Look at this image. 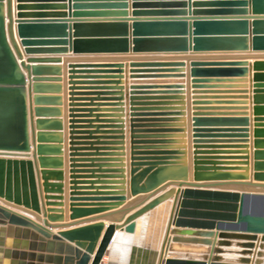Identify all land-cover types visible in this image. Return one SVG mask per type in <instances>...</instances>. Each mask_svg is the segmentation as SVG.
I'll list each match as a JSON object with an SVG mask.
<instances>
[{
  "label": "water",
  "instance_id": "95a60500",
  "mask_svg": "<svg viewBox=\"0 0 264 264\" xmlns=\"http://www.w3.org/2000/svg\"><path fill=\"white\" fill-rule=\"evenodd\" d=\"M56 1L58 0H32L31 2L51 3ZM83 1L85 0H68V16L74 18L109 16L114 19L78 20L74 21L72 26H69L70 21L66 20L65 17L51 20H17V31L22 46H69L74 54L183 53L188 51L247 52L250 50L264 52V0L216 2L223 8L194 10L193 18L187 17L188 12L186 9H192L191 4L186 2L187 0H166L174 2L153 5L175 10L162 12L136 11L133 16L136 18L132 20L131 27L129 25L131 20L127 19L126 9L128 5L126 0H112L115 3L110 4H86ZM28 2V0H16L18 19H26L23 18V13L19 12L25 11L27 7L25 3ZM47 5L39 4L38 9H46ZM144 5L148 4L136 3L134 8H142ZM249 6L255 12L252 14L253 16H248L249 9L247 7ZM95 8H108L116 11L110 13L82 11L94 10ZM224 15L232 17H212ZM249 20H252V22L250 23ZM250 25L253 28L252 38L249 34ZM129 28L133 31L131 40L129 39ZM69 29L73 30V36L70 39ZM28 53L40 52L30 50ZM51 53H65V51L57 50V52ZM16 56L19 60H24L14 36L13 0H0V264H29L28 260L32 262L38 260L41 263L45 258L42 253H47L46 256L50 264H102V260L105 258L110 244L114 241L117 231L121 230L128 234H134L138 218L153 211L170 199H174V202L157 264H252L251 256H253V249L256 247L259 238L262 243L253 264H264V184H260L264 182V175H255L254 181H249L247 174L230 172L239 169L225 166H248V163L222 162L226 159L215 155L232 154L233 152L219 149L233 148L213 146L217 144L245 143L237 139H246L247 136H236L237 131L197 130L199 127H246L248 119L239 118L236 115H194L193 126L196 130L193 132V142L196 145H206L195 146L194 175L189 176L187 159L181 157V159H178L180 162L164 164L166 166L151 177L152 182L147 187H138L136 179L133 178L131 180L133 195L156 191L168 181L174 182H170L163 189L174 185L178 187V190L175 188L170 189L126 218L122 224L109 225L92 262V254L105 227L104 224L99 223L59 234H54L48 230V228L59 227L51 223L65 220L62 215L63 210L51 208L46 210V205L41 208L32 169L33 163L12 158L25 156L20 153L29 152L31 149L29 145L26 79L21 70V68L30 70V66H27L25 62H21L19 65ZM62 62L63 60L60 58H33L27 61V63L33 64ZM248 65L249 63L245 61H196L190 65L191 77H247L248 70L246 67ZM33 67L35 75L37 71H42V66ZM130 67L132 69H179L185 67V64L182 62H132ZM77 68L121 69L123 66H70V80L78 79L79 77L75 76L78 74L109 73L94 72L92 70L77 72L73 70ZM121 73V70L113 72V74ZM137 73L132 70L131 79L158 78L154 76L138 77L134 75ZM141 73L183 72L145 71ZM160 78H178V76ZM82 79L95 78L84 76ZM34 81L37 82L38 80L35 79ZM131 85H137V83L132 82ZM152 89L155 88L139 89L132 86L131 95H150L139 94L140 92L137 91ZM165 89L184 88L180 86ZM181 94L183 93H168V95ZM177 100L180 99L177 98ZM38 139L39 142L43 141L44 136L42 133L38 134ZM42 150V146H39L38 151L40 154ZM179 155L185 154L179 153ZM198 155H205V157H198ZM57 156H60V153ZM58 162L59 166L54 169H62V161L58 160ZM255 168L256 171H264V165L262 164H257ZM74 172L72 170L71 173ZM77 173H85V171L79 170ZM134 173L133 171L132 174L134 175ZM177 173L178 176H175ZM43 175H48L50 178L54 177L59 182L56 184L46 183L44 185L45 192L61 194L63 187L60 182L63 180V174L59 171H51L49 173L43 172ZM230 186L241 188H229ZM103 190L120 189L108 188ZM103 193L109 194H72L71 202L116 201L117 203L108 206L71 204V219L102 213L120 206L121 201H124V194L120 192ZM152 196L153 194L148 199ZM46 199L58 200L59 198L47 196ZM47 205L62 207L61 204H53L52 202H48ZM13 208L24 212L31 211L30 213L33 216L43 222L45 228L15 212ZM35 213H42L43 218L37 217ZM48 213H60V215ZM75 225V223L64 224L63 227H73ZM30 240L33 242L31 243ZM81 240L89 241L86 248L74 244L76 241ZM44 242H47L45 243L46 251ZM172 243L204 245L209 248V253L201 256L200 260L167 257L165 254L168 255ZM225 255H236L237 257L228 258Z\"/></svg>",
  "mask_w": 264,
  "mask_h": 264
},
{
  "label": "crops",
  "instance_id": "0c3cea01",
  "mask_svg": "<svg viewBox=\"0 0 264 264\" xmlns=\"http://www.w3.org/2000/svg\"><path fill=\"white\" fill-rule=\"evenodd\" d=\"M23 13V18L18 19L16 0H13L14 36L24 60L17 57V62H25L30 70L21 68L26 79L27 106L29 120V152L20 153L25 156L12 157L13 159L32 162L35 185L41 208L46 205V210H63L65 220L51 223L59 226L50 229L52 233L59 234L95 224H104L96 249L92 254L93 261L99 244L107 227L111 224H122L126 218L141 210L157 197L163 195L172 188L168 181L159 189L149 193L133 195L131 180L137 181L138 187H147L151 184V177L164 168L168 162H180L181 157H186L189 176L194 175L195 146L194 144L193 117L194 115H236L239 118H247L246 127H199V131L222 130L237 131L236 136H247L246 139H237L245 143L217 144L213 146L227 147L232 154L215 155L228 163H248L243 165H228L225 167L238 168V171H230L238 174H247L249 181H254L255 175H264V171H256L257 164L264 165V52H183V53H122V54H74L69 46H44L23 47L18 36L17 20H51L66 18L69 26L78 20H109V16H97L95 18L68 16V0H58L51 3H33L28 0ZM231 0H187L191 8H187V17L193 18L194 10H214L223 8L216 2ZM174 1L166 0H126L128 5L127 19L136 17V11L162 12L169 7H157V3L168 4ZM176 2V1H175ZM86 4H110L112 0H85ZM124 3V2H120ZM148 4L142 8H134V4ZM39 4H48L46 9H38ZM152 6V7H151ZM249 15L255 12L249 6ZM84 12L116 11L108 8H95L94 10H82ZM110 15V14H107ZM69 17V18H67ZM209 17V16H208ZM232 17V16H212ZM45 18V19H35ZM139 18V17H137ZM124 19V18H115ZM250 23L252 20H249ZM69 39L73 36V30L68 31ZM250 38L253 37V28L249 26ZM133 31L129 28V39H132ZM36 50L40 53H28ZM55 50H64L65 53H51ZM14 51V50H13ZM51 51V52H50ZM16 55V54H15ZM33 58H60L62 63H27ZM248 62L247 77L227 78H193L191 77L192 62ZM132 62H182L185 67L157 68V69H132ZM115 66L123 68H92L73 69L77 72L92 70L94 72H109L107 74L75 75L78 79L70 80V66ZM33 66H42V71L36 75ZM214 68V67H208ZM121 74H113L119 72ZM138 77H158L154 79H131V71ZM145 71L168 72L182 71L183 73H141ZM178 78H160L167 76ZM84 76H92L95 79H82ZM59 78V79H58ZM38 81L35 82L34 80ZM41 80V81H39ZM59 80V81H54ZM132 82L137 85H131ZM73 85H70V84ZM183 83V84H173ZM155 88L152 90H139V94L131 95V87ZM183 86L184 89H165ZM168 93H183L181 95H168ZM180 99V100H177ZM73 117V118H71ZM71 122H73L71 124ZM42 133L44 139L39 142L38 134ZM229 134V133H228ZM42 146L41 154L38 147ZM37 148V149H36ZM183 148V149H178ZM204 150V149H201ZM208 150V149H207ZM60 153V156H57ZM184 153L185 155H179ZM73 156V157H72ZM208 156V155H207ZM205 157V155H198ZM247 159V160H245ZM62 161V169H54ZM246 168V169H243ZM74 170V173H71ZM79 170L85 173H77ZM247 170V171H240ZM51 171H59L63 174L60 182L63 187L61 194L46 193L44 185L59 183L54 177L43 175ZM135 172L134 175L132 172ZM178 176V173L175 174ZM46 179V180H45ZM260 184H264L261 182ZM120 190H103V189ZM229 188L239 189V186ZM89 189V190H85ZM184 190V188H182ZM103 192H120L124 194L121 205L92 214L87 217L71 219V204H94L91 206H108L116 201L105 202H71L72 194H109ZM153 196L148 199L149 196ZM52 196L55 199H46ZM86 197V196H83ZM107 199L109 197H106ZM48 202L61 204L62 207L48 206ZM174 199L155 208L136 220L134 234L125 231H117L114 241L110 244L102 264H157L168 227L171 208ZM115 207V206H112ZM105 207V208H112ZM96 208V207H76ZM22 216L36 222L45 228L30 213L14 209ZM60 215V213H48ZM39 218L43 214L35 213ZM89 221V222H88ZM73 227H63L64 224H73ZM15 239V238H14ZM13 239V240H14ZM32 243L33 241L30 240ZM47 242H44V244ZM67 243V241H66ZM74 244L86 248L87 240L76 241ZM47 250L46 244L44 245ZM115 246V247H114ZM209 248L204 245L172 243L167 257L189 258L200 260L201 256L209 253ZM41 263L36 260L29 264H50L47 253ZM237 256L234 255L233 258Z\"/></svg>",
  "mask_w": 264,
  "mask_h": 264
},
{
  "label": "bare ground",
  "instance_id": "6f19581e",
  "mask_svg": "<svg viewBox=\"0 0 264 264\" xmlns=\"http://www.w3.org/2000/svg\"><path fill=\"white\" fill-rule=\"evenodd\" d=\"M115 242V241H114ZM261 243H262V241L260 240V238H259V240L256 242V247L253 249V256H251V259H252V264L254 263V261H255V259H256V257H257V253L259 252V250H260V245H261ZM115 247V246H114ZM225 256H228V258H233L234 257V255H225Z\"/></svg>",
  "mask_w": 264,
  "mask_h": 264
},
{
  "label": "rangeland",
  "instance_id": "374dc122",
  "mask_svg": "<svg viewBox=\"0 0 264 264\" xmlns=\"http://www.w3.org/2000/svg\"><path fill=\"white\" fill-rule=\"evenodd\" d=\"M235 249V248H234ZM237 249V248H236Z\"/></svg>",
  "mask_w": 264,
  "mask_h": 264
}]
</instances>
